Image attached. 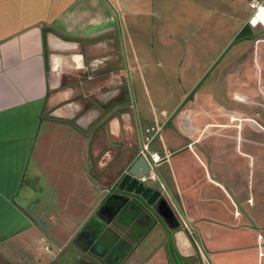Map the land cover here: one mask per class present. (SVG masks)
I'll list each match as a JSON object with an SVG mask.
<instances>
[{
	"label": "crops",
	"instance_id": "0c3cea01",
	"mask_svg": "<svg viewBox=\"0 0 264 264\" xmlns=\"http://www.w3.org/2000/svg\"><path fill=\"white\" fill-rule=\"evenodd\" d=\"M113 2L0 0V264H74L76 256L70 262L69 256L60 263L57 258L69 243L80 253L74 239L96 218L108 192L104 185L98 196L90 176L100 179L110 174L112 147H121L127 158L123 140L127 144L135 140L138 147L141 143L140 114L136 115L137 134L124 89H85L87 81H83L104 73L107 84L113 83L107 66L117 59L114 54L120 58L115 31L118 18L125 17ZM242 18L237 17V22L244 20L248 28L242 38L257 28L264 30V15ZM239 50L240 43L226 65L238 59ZM258 57L264 61V45L256 42L243 67L258 65ZM243 67L235 82H242L238 75H244ZM251 76L256 80V73ZM119 96L124 99L114 103ZM89 97L94 102L86 101ZM197 98L202 115L194 117L193 110L178 114L175 125L164 129L148 148L150 155L160 158L154 166L158 181L153 183L164 188L178 226L171 229L162 219L154 226L141 220L140 237L122 236L123 228L113 227L115 236L105 239L103 252L116 248L115 253L128 258L124 264H143L144 256L145 264H203L204 260V264H264V188L250 177L254 159L240 153L239 161L204 153L203 132L219 127L205 123V109L214 102L209 94L199 92ZM109 103L101 111L95 105ZM53 104L55 108L66 105L61 117L49 115ZM189 104L195 106L194 101ZM152 110L154 122L160 116L170 119V111ZM82 115L89 121L86 129L75 124ZM95 124L92 135L89 130ZM231 126L240 127L233 122ZM242 168L248 169V178ZM56 219L61 228H50ZM63 225L72 229L61 237ZM39 243L46 254L56 250L50 259Z\"/></svg>",
	"mask_w": 264,
	"mask_h": 264
},
{
	"label": "rangeland",
	"instance_id": "374dc122",
	"mask_svg": "<svg viewBox=\"0 0 264 264\" xmlns=\"http://www.w3.org/2000/svg\"><path fill=\"white\" fill-rule=\"evenodd\" d=\"M114 1V5L119 7L125 17L122 20L118 18L115 31L117 38L114 44L117 43L120 58L118 54H114L117 59L107 66L113 72L112 76H107L108 79L113 77V83L107 84L104 73L92 75V79H83L84 82L87 81L84 83L85 89H124L123 95H127L126 107L136 122L137 134V114H140L142 133L146 126H161L154 143L163 135L164 129L175 125L174 120L178 114L193 110L194 117L200 116L202 107L197 95L199 92L209 94L214 102L208 104L205 109L208 111V115L203 114L205 123L217 124L219 128H209L207 133L203 132L207 137V149L205 148L204 153L224 154L227 158L232 156L235 161H239L237 153L252 156L254 169L250 177L253 176L257 187L264 188V61H260L258 57V65L243 67L253 54L256 42L258 45H264V30L257 28L250 36L237 38L239 29L246 25L244 20L239 24L237 17H245L246 20L250 14L243 0ZM238 43V59L231 61V65H226ZM130 65L138 67V70L133 72L129 69ZM242 67L246 70L244 75H238L242 76V82H235V75ZM116 73L119 78L115 76ZM255 73L256 80H252L250 75L255 76ZM123 99L124 97L119 96L114 103L117 104ZM86 101L92 103L94 98L89 97ZM190 101H194L195 106H188ZM95 105L101 111L110 103L103 107ZM152 109H155L157 114L161 109L170 111L171 120L160 116L161 119L154 122ZM232 117L236 120L233 121ZM232 122L240 127H230ZM94 127L96 124L89 130L92 135L95 134ZM131 130L130 136L135 139V129L131 127ZM196 133L198 137L201 132ZM134 141L130 139L127 144L123 140V145L129 151L127 158V155L121 152V147H112L115 149L110 155L109 164L112 168L109 175L103 173L105 175L100 179L94 175L90 176V180L97 186L98 196L102 194L99 188L104 189V185L107 191H115L117 181L127 171L136 155H139L142 140L139 147ZM115 142L120 143V140ZM117 160L119 163L116 164ZM104 170L106 171V168ZM242 170H245L242 171L243 176L246 174L245 177L248 178V169ZM235 176L238 178L242 175L237 173ZM239 179L244 181L242 177ZM103 182L105 183L102 184ZM149 183L159 188L157 183ZM58 215L55 217L59 218ZM38 223L40 224L39 221ZM51 227L61 228L57 225V219ZM63 229V233H59L61 237L66 236L72 227L63 225ZM39 244L42 254L49 259L56 252L53 249L46 254L44 244ZM73 247V244L69 243L67 249L57 258V262L60 263L67 256L70 262L73 256L81 255ZM141 262L145 264V256L141 258ZM204 262L205 260L203 264Z\"/></svg>",
	"mask_w": 264,
	"mask_h": 264
},
{
	"label": "water",
	"instance_id": "95a60500",
	"mask_svg": "<svg viewBox=\"0 0 264 264\" xmlns=\"http://www.w3.org/2000/svg\"><path fill=\"white\" fill-rule=\"evenodd\" d=\"M49 103L50 100L48 104ZM55 106L56 104L49 106V115L59 118L61 117V111L66 108V105L57 108H55ZM69 119H73V117H69ZM75 124L82 129H86L89 121L82 115L75 120ZM147 170L148 165L146 159L143 156H139L117 181L114 187L116 193L110 191L106 194L102 206L96 212V218L102 222V229L90 236L84 235V231H82L74 239L73 243L81 253V255L76 257L74 264H94L82 258V256L85 254L93 255L94 249L98 248V243L105 242L104 236L108 232L106 227L109 226L112 221L125 217L124 209L130 201H140L147 207H151L169 228L173 229L178 226L174 211L168 203L167 195L163 193L164 188L159 189L152 185L139 182V178L143 176ZM39 222L42 223L41 220Z\"/></svg>",
	"mask_w": 264,
	"mask_h": 264
},
{
	"label": "flooded vegetation",
	"instance_id": "af4514ba",
	"mask_svg": "<svg viewBox=\"0 0 264 264\" xmlns=\"http://www.w3.org/2000/svg\"><path fill=\"white\" fill-rule=\"evenodd\" d=\"M112 192L116 193V191H112ZM124 215H125L124 221L120 220L122 219L120 218L117 221L115 220L113 223V225H115L113 227L120 229L123 228L124 231L122 236L127 235V236L140 237L141 234L139 228H137L138 227L137 225L141 220H143L147 224H150L151 226H154L160 219L151 207H147L143 202L140 201L139 202L130 201L129 203H127L124 209ZM113 227L112 225L106 227L108 232L106 233L104 238L107 241H110L113 235L115 236V233L111 232ZM100 229H102V222H100L97 218L94 217L91 223L89 225H86L82 229V231H84V235L86 234L87 236H90L95 234ZM103 244L105 245V242L98 243V248L94 249L93 255L85 254L82 256V258H85L94 264H124L127 261L128 258L126 256L124 255L121 256L115 253L116 248H113L111 251H109V253L104 252L103 254V248H104ZM166 260L168 263L170 259L168 258Z\"/></svg>",
	"mask_w": 264,
	"mask_h": 264
},
{
	"label": "built area",
	"instance_id": "2783aa9c",
	"mask_svg": "<svg viewBox=\"0 0 264 264\" xmlns=\"http://www.w3.org/2000/svg\"><path fill=\"white\" fill-rule=\"evenodd\" d=\"M246 8L250 12V17L261 19L264 15V1L260 0H243ZM161 130V126H149L144 129L143 135H142V144L141 148L139 150V156H143L148 165V170L146 173L139 178V182L151 185L149 182H156L158 181V178L154 172V166L158 163L160 160L159 156L150 155L148 148L149 145L154 141L156 136L159 134ZM153 186V185H152ZM109 192V191H108ZM107 192V193H108Z\"/></svg>",
	"mask_w": 264,
	"mask_h": 264
},
{
	"label": "trees",
	"instance_id": "16d2710c",
	"mask_svg": "<svg viewBox=\"0 0 264 264\" xmlns=\"http://www.w3.org/2000/svg\"><path fill=\"white\" fill-rule=\"evenodd\" d=\"M248 32V28L247 27H244L240 33L238 34V38H242L243 36L246 35V33ZM45 33H46V30L43 31V38L45 40ZM44 42V41H43ZM45 43V42H44Z\"/></svg>",
	"mask_w": 264,
	"mask_h": 264
}]
</instances>
